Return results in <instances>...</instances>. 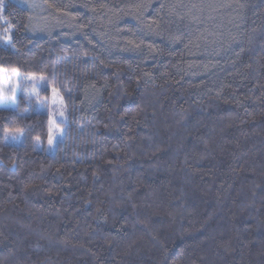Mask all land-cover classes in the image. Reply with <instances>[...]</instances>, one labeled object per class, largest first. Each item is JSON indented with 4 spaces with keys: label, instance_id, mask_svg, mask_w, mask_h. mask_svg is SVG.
Here are the masks:
<instances>
[{
    "label": "trees",
    "instance_id": "1",
    "mask_svg": "<svg viewBox=\"0 0 264 264\" xmlns=\"http://www.w3.org/2000/svg\"><path fill=\"white\" fill-rule=\"evenodd\" d=\"M36 1L0 68L66 126L0 108V264H264V0Z\"/></svg>",
    "mask_w": 264,
    "mask_h": 264
},
{
    "label": "rangeland",
    "instance_id": "2",
    "mask_svg": "<svg viewBox=\"0 0 264 264\" xmlns=\"http://www.w3.org/2000/svg\"><path fill=\"white\" fill-rule=\"evenodd\" d=\"M14 1L24 3V1L26 2L27 0H14ZM8 75L11 77V79L8 81H4L2 77H0V84H2L5 94L11 96V91L9 89V85H10L11 88L16 89L18 93L17 97L20 95V93H23L27 97L28 105H31L35 112L46 113L48 115L49 129L50 128L52 129V132L54 135L57 136V139L54 141L52 146H50L47 142L45 153L48 155H53L55 153L57 143L62 139L64 135L65 126H66L65 110L61 97L58 94L54 97L53 90L49 93V96H46L44 91L40 87H34L31 84V82L27 80L23 81L20 76L16 77L12 75L11 72H8ZM37 101H40L41 103L38 104ZM0 108L12 109L13 107L10 108L0 107ZM61 111L64 112V117L61 118L57 115L56 116L57 123L55 125H52L50 123V118L53 116V114H58ZM5 142L9 145H20L22 142V137L19 140L8 138L5 140ZM38 148L41 149V147L39 146Z\"/></svg>",
    "mask_w": 264,
    "mask_h": 264
},
{
    "label": "snow or ice",
    "instance_id": "3",
    "mask_svg": "<svg viewBox=\"0 0 264 264\" xmlns=\"http://www.w3.org/2000/svg\"><path fill=\"white\" fill-rule=\"evenodd\" d=\"M3 7H4V5L2 3H0V9H3ZM8 31H9L8 29H5L6 33ZM4 40H5V43L11 45L12 36L6 35L4 37ZM137 47H139V45H137ZM11 74L16 76V77H19L18 69H12ZM0 77H2V79L4 81H8L11 79V77L8 75V70L3 69V68H0ZM9 89L11 91V96L5 94L2 84H0V107L10 108V107H14L16 104V99H17L18 93H17L16 89L11 88L10 85H9ZM37 95H38V93H37ZM56 95H57V90L53 89V96L55 97ZM37 103L40 104L41 102L37 101ZM57 115L59 117L63 118L64 112L61 111L58 114H53V116L50 118V123L52 125H55L57 123V120H56ZM5 131L9 135H12V138L15 140H19L24 135L23 129H17L15 134H12L11 130H8V129H6ZM61 131H63V130H61ZM56 139H57V136L53 134L52 129L50 128L49 133H48V144L50 146H52ZM37 140H39V137H37Z\"/></svg>",
    "mask_w": 264,
    "mask_h": 264
}]
</instances>
